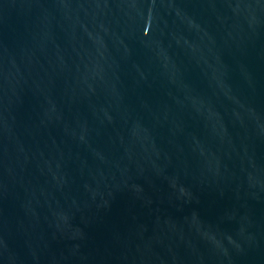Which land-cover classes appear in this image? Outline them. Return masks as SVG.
I'll return each instance as SVG.
<instances>
[{
    "label": "water",
    "instance_id": "obj_1",
    "mask_svg": "<svg viewBox=\"0 0 264 264\" xmlns=\"http://www.w3.org/2000/svg\"><path fill=\"white\" fill-rule=\"evenodd\" d=\"M0 264H264V0H0Z\"/></svg>",
    "mask_w": 264,
    "mask_h": 264
}]
</instances>
